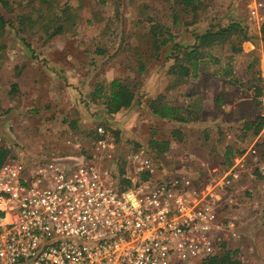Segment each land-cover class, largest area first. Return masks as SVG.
<instances>
[{"label":"rangeland","instance_id":"obj_1","mask_svg":"<svg viewBox=\"0 0 264 264\" xmlns=\"http://www.w3.org/2000/svg\"><path fill=\"white\" fill-rule=\"evenodd\" d=\"M253 1L201 0L200 20L195 25L172 27L170 0H55L56 15L61 16L66 3L68 13L76 18L72 24L61 16L56 25L61 24L62 30L52 36L54 26L43 31L45 7L44 19L32 8L39 6V0H8L6 8L0 4V15L11 22L0 31V144L7 145L17 160L75 159L89 155L96 128L102 126L113 144L112 158L104 156L103 162L113 165L119 175H133L128 156L139 150L154 161L159 172L185 171L198 181L208 178L204 176L208 171H202L205 167H216L221 173L226 145L237 152L250 146L253 129H245L243 123H251L263 111L257 104L261 98L254 99L250 91L252 85L263 83L257 69L264 37L248 18ZM25 13L36 22L19 25L18 17ZM232 14L257 39L256 53H247L243 42L236 53L229 42L214 45L203 51L188 83L170 88L172 77L165 71L172 60L164 58L163 51L158 60L151 56V23L169 26L176 40L193 39L212 26L226 24L234 18ZM140 61L144 73L138 72ZM115 78L134 85L137 98L131 107L107 115L102 102ZM159 93L169 104L188 107L196 121L171 122L152 114L148 101ZM175 127L182 130L181 141L170 136ZM151 138L169 140V149L158 155L148 146ZM263 236L260 246L258 236L252 237L251 244L241 236L227 248L236 249L244 264H264Z\"/></svg>","mask_w":264,"mask_h":264},{"label":"built area","instance_id":"obj_2","mask_svg":"<svg viewBox=\"0 0 264 264\" xmlns=\"http://www.w3.org/2000/svg\"><path fill=\"white\" fill-rule=\"evenodd\" d=\"M105 132L97 126L86 157L1 165L0 264H203L237 237L219 201L230 194L240 154L217 184L159 172L142 150L128 156L133 175H119L103 162L113 148Z\"/></svg>","mask_w":264,"mask_h":264},{"label":"trees","instance_id":"obj_3","mask_svg":"<svg viewBox=\"0 0 264 264\" xmlns=\"http://www.w3.org/2000/svg\"><path fill=\"white\" fill-rule=\"evenodd\" d=\"M39 6H32V8L41 13L38 17L39 19H44L45 13H43V7H45L48 15L46 16L44 22V32H48L49 27L54 26V32L50 33V36L55 33H60L62 28L61 24L56 25L59 20L65 18L73 24L76 18L75 14L68 13L70 7L65 3L61 7V16L56 15L53 12L55 0H39ZM102 2L105 0H101ZM0 4L3 7H8V0H0ZM201 0H170L169 12H170V22L171 26H192L200 18ZM37 17V18H38ZM62 21V20H61ZM27 22L31 24L35 23L30 14H21L18 17L19 25H27ZM10 21L4 19L0 15V31H2L6 24H10ZM260 34L264 37V21L259 29ZM150 37V51L151 56L155 59H160V54L162 53L164 47L167 44H172V49L168 54H165L164 58L171 59V63L168 65L167 73L173 77L172 83L169 85L170 88L176 87L178 85L186 82L189 76H193L198 67L199 61L203 57V51L211 46L217 44H225L229 42L232 52L241 51V43L252 38L247 30L239 21L238 18H231L226 24L212 26L198 33L194 36V43L191 46L182 45L180 43L174 42L175 36L171 33L169 26L160 22H152L149 31ZM264 51V47H263ZM145 66L140 61L138 65V72L144 73ZM262 95V88L255 86V96ZM137 98L134 85L130 84L126 80L121 78L113 79L108 88V93L105 96L102 104L104 105V112L107 115H113L117 112L129 108L135 99ZM148 108L152 114L156 115L160 119H165L171 122L186 123L191 118V111L187 108L169 104L164 101V95L159 94L156 98L150 99L148 101ZM264 122V117L258 115L256 119L251 124H245V129H253V135L259 133ZM170 136L173 140L180 141L182 139V130L179 127H175L170 130ZM169 140H159L150 139L148 146L153 149L158 155H162L169 148ZM237 151L233 147L228 146L225 150V155L234 156ZM9 158H12L10 154V149L0 144V167ZM122 174V172L120 173ZM191 175V174H190ZM142 178H146L143 175ZM120 184L129 185L130 181L125 178H121ZM203 264H244L237 256L236 250H231L229 248H224L223 251L217 255L207 258L204 260Z\"/></svg>","mask_w":264,"mask_h":264},{"label":"crops","instance_id":"obj_4","mask_svg":"<svg viewBox=\"0 0 264 264\" xmlns=\"http://www.w3.org/2000/svg\"><path fill=\"white\" fill-rule=\"evenodd\" d=\"M249 12H250V15L248 16V18L251 20V22L255 23V25L257 24L258 34H260L259 29H260L261 24L264 21V0H254L252 2V4L250 5ZM231 16L234 18H237V17L233 16V14ZM199 20H200V18H199ZM195 24H193V25H195ZM194 41H195L194 37H193V39H179V40L174 39V42H176V43L180 42V44H182V45L187 44V46H191L194 43ZM243 43L247 44V47L249 48V51H246L247 53H249V52L251 54L256 53V50H258L257 39H253V37L247 41H244ZM240 47H241V45H240ZM171 49H172V44L169 43L166 45V47H164L163 52H165V54H168L169 51H171ZM243 53H244V51H243ZM260 53H261L259 55L260 57L258 55L257 56H258V60L261 63V65L259 64V68L257 70L259 71V76L262 78L263 83L259 84V85H252L250 88V91L253 93L252 97L254 99H256V97L261 98V99H259L257 104L259 106H261V110H263L262 113H260V116L264 117V79L262 77V74H264V51H263V53L262 52H260ZM247 56H249V55H247ZM247 68L251 69V65L250 64L247 65ZM167 69H168V67H167ZM167 69H166L165 73L169 77H172L171 75H169L167 73ZM260 69H261V71H260ZM217 71L219 72V70H217ZM189 77H191V76H189ZM189 77L186 80L187 83H188ZM172 79H173V77H172ZM255 86H259L262 88V95L255 96ZM167 88H168V86H167ZM159 94H161V93H159ZM158 95H156V97ZM156 97L152 96L151 99H154ZM220 102L216 101L215 103L218 104ZM190 121H196V118H193V120H190ZM190 121H188V122H190ZM251 123L245 121L243 124L245 125V124H251ZM263 124H264V122H263ZM226 136L228 138H230V135L227 134ZM172 140H173V138H172ZM175 141H177V140H175ZM234 141L237 143H240L238 138H235ZM263 142H264V139H261V137H259V135L256 134V135H254L253 143H251L250 146H248L247 148L240 149L237 153H235V154H240L242 156V167L237 172L236 177L230 178V182H231L230 194H228V192L220 193L221 198H222L219 201V204H220L219 207L221 208V215L225 218H231V219L235 220V222L238 225V228H240V229H238L237 237L234 239L228 240L227 244H229V242H231V241H233V243L237 244V241H240L243 238L241 236H244L245 238H247L246 243L249 240V242L251 244V242L253 241V238H252L253 236H255V237L258 236L256 239V243L259 246H260V242H262V239H260V235H264V153H263L264 149H262ZM169 145H170V143H169ZM5 146H7V145H5ZM228 146H231V145H226V147L222 153V159H223L224 166H223V170L221 171V173H217L218 169L216 167H210V168L205 167L202 169V171H204V170L208 171L204 175L205 177H208V178L206 180H203V181H198L194 177L193 174H191V175L189 174V177L193 180V182L196 185H203L204 186V185L210 183V181H212V180H213V184L214 183L217 184L219 182H222L221 179H222L223 175H225V171L227 170V168L231 165L232 159L234 157L232 155H228V156L225 155V150ZM250 147H251V150H250ZM263 148H264V146H263ZM212 172L215 174L214 175L210 174ZM258 192L261 193V195H259ZM247 196H248V198H247ZM245 197L247 198V202H246ZM243 201H245L246 203H243ZM243 210H245L247 214L244 213ZM234 250H236V249H234Z\"/></svg>","mask_w":264,"mask_h":264}]
</instances>
